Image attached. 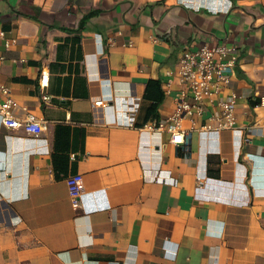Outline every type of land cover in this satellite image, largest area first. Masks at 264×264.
Wrapping results in <instances>:
<instances>
[{
    "label": "crops",
    "instance_id": "0c3cea01",
    "mask_svg": "<svg viewBox=\"0 0 264 264\" xmlns=\"http://www.w3.org/2000/svg\"><path fill=\"white\" fill-rule=\"evenodd\" d=\"M0 30L17 39L0 41L13 113L48 122L31 137L0 117V264H264V0H0ZM203 44L238 63L183 119L187 151L157 125Z\"/></svg>",
    "mask_w": 264,
    "mask_h": 264
},
{
    "label": "built area",
    "instance_id": "2783aa9c",
    "mask_svg": "<svg viewBox=\"0 0 264 264\" xmlns=\"http://www.w3.org/2000/svg\"><path fill=\"white\" fill-rule=\"evenodd\" d=\"M16 38H8L5 31L0 30V41L6 49L12 48L16 43ZM5 59L0 53V62ZM178 76L180 77L182 88L174 112L169 116L167 122L157 125L160 131H169L171 142L189 149L191 130L182 126L184 118L205 113L203 101L207 98H214L217 94L227 88L234 76L238 63L237 54L234 47L226 45L210 46L208 44L199 45L195 48H187L179 59ZM41 90L45 102H49L50 97L44 93L49 86L48 72L41 73ZM237 94L232 93L229 100L222 103V117L219 118V128H233L235 121V99ZM97 105L108 107L107 101L99 99ZM19 103L12 97L10 88L0 82V117L2 124L7 129L16 130L23 128L29 136L39 137L48 129V122L45 119L27 113L24 118L15 116L13 113ZM153 128V125L147 126ZM203 127L213 129L210 124ZM74 158L75 155L73 154ZM69 186V193L75 204H78L83 191V179L81 175H71L66 179ZM200 180V185H202Z\"/></svg>",
    "mask_w": 264,
    "mask_h": 264
},
{
    "label": "trees",
    "instance_id": "16d2710c",
    "mask_svg": "<svg viewBox=\"0 0 264 264\" xmlns=\"http://www.w3.org/2000/svg\"><path fill=\"white\" fill-rule=\"evenodd\" d=\"M181 149V148H180ZM182 150V149H181Z\"/></svg>",
    "mask_w": 264,
    "mask_h": 264
}]
</instances>
